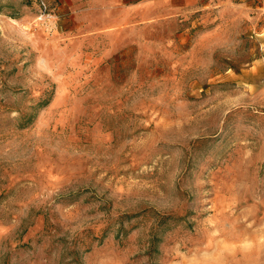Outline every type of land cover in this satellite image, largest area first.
I'll return each instance as SVG.
<instances>
[{
  "label": "rangeland",
  "instance_id": "1",
  "mask_svg": "<svg viewBox=\"0 0 264 264\" xmlns=\"http://www.w3.org/2000/svg\"><path fill=\"white\" fill-rule=\"evenodd\" d=\"M240 3L115 49L61 0H0V264H264V11Z\"/></svg>",
  "mask_w": 264,
  "mask_h": 264
},
{
  "label": "crops",
  "instance_id": "2",
  "mask_svg": "<svg viewBox=\"0 0 264 264\" xmlns=\"http://www.w3.org/2000/svg\"><path fill=\"white\" fill-rule=\"evenodd\" d=\"M240 3L264 11V0H243ZM227 0H61L60 9L71 12L77 24L89 25L90 33H105L108 40L115 36L121 41L111 44L123 48L128 32H137L154 24L159 31L181 39L194 27L211 16L215 7L225 6ZM243 4V5H241ZM220 14V12H217ZM125 34V37L123 35Z\"/></svg>",
  "mask_w": 264,
  "mask_h": 264
}]
</instances>
